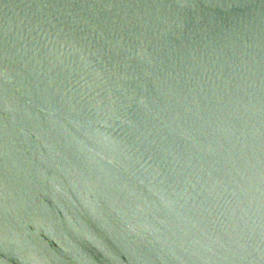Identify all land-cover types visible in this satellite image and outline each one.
Returning <instances> with one entry per match:
<instances>
[{
	"label": "water",
	"instance_id": "1",
	"mask_svg": "<svg viewBox=\"0 0 264 264\" xmlns=\"http://www.w3.org/2000/svg\"><path fill=\"white\" fill-rule=\"evenodd\" d=\"M0 264H264V0H0Z\"/></svg>",
	"mask_w": 264,
	"mask_h": 264
}]
</instances>
